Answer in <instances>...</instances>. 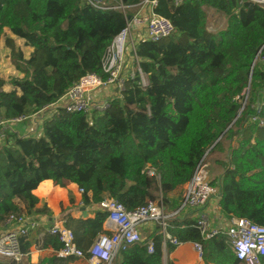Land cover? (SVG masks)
<instances>
[{"label": "trees", "instance_id": "obj_1", "mask_svg": "<svg viewBox=\"0 0 264 264\" xmlns=\"http://www.w3.org/2000/svg\"><path fill=\"white\" fill-rule=\"evenodd\" d=\"M103 1L109 8L90 0H0V43L19 73L0 75V232L12 215L47 211L37 209L34 190L48 179L77 184L94 204L114 198L134 211L161 197L167 212H176L184 186L216 152L224 154L218 161L223 172L212 181L220 215L264 225V8L255 2L158 0L155 13L170 19L175 31L138 44L146 86L128 80L122 97L93 115L60 109L41 122L39 137L27 133L29 125L26 133L11 127L57 102L83 76L102 74L106 49L127 25L120 2L144 0ZM208 8L225 17L224 27L208 29ZM106 218L98 210L92 218L63 220L87 252L104 233ZM167 231L182 244L199 243L206 264H246L225 235L205 240L192 212L172 215ZM149 237L153 253L147 239L121 251L114 264H163L161 227ZM30 246L29 235L22 237V252ZM44 246L59 251L62 242L48 232ZM176 247L169 244L167 252ZM69 260L55 255L0 264Z\"/></svg>", "mask_w": 264, "mask_h": 264}, {"label": "built area", "instance_id": "obj_2", "mask_svg": "<svg viewBox=\"0 0 264 264\" xmlns=\"http://www.w3.org/2000/svg\"><path fill=\"white\" fill-rule=\"evenodd\" d=\"M179 5L185 0H174ZM264 8V0H248ZM90 3L99 8H109L103 0H90ZM158 0H144L137 4V12L127 14L126 10L133 6H126L120 2V7L127 19L126 27L117 34L106 49L101 62L102 74L89 73L83 76L78 83L69 89L57 102L44 108L41 112L30 117L40 115L41 121L51 117L60 109L72 112H103L110 107V103L122 97L128 80L139 79L142 86L148 84L146 73L141 67V58L137 53V46L142 41L158 42L172 35L175 31L172 21L155 13L154 8ZM146 8V9H145ZM144 11L141 13V11ZM131 15V19L128 16ZM264 61V56L262 57ZM103 93L105 99H97ZM106 94V95H105ZM28 118H19L13 122L21 123ZM257 120L256 118L253 119ZM40 121V122H41ZM3 122H0V124ZM39 123V122H38ZM264 125V120H260ZM30 134V126L27 129ZM202 161L192 180L186 185L180 208L168 213L162 198L149 201L146 205L134 211H128L124 205L114 198H105L97 204L99 211L107 213L106 224L109 232L100 234L87 252L80 249L75 242L74 232L65 226L64 220H58L49 228V233L57 235L62 247L57 255L63 258H84L89 254L91 264H114L115 258L136 243H142L141 227L153 222L161 227L164 254L169 244L176 246L178 242L168 231V220L172 215L181 212H192L196 226L205 240L219 235H225L234 254L246 264H263L264 259V225L254 223L247 218L233 217L225 222L215 221L206 210L209 201L218 197L217 189L212 184L207 163ZM84 193L83 189H79ZM9 228L0 232V260H14L22 262L28 253L21 250V238L36 230L40 223L29 216H10ZM147 248L153 253L155 243L148 239ZM202 255L199 243L193 244Z\"/></svg>", "mask_w": 264, "mask_h": 264}, {"label": "crops", "instance_id": "obj_3", "mask_svg": "<svg viewBox=\"0 0 264 264\" xmlns=\"http://www.w3.org/2000/svg\"><path fill=\"white\" fill-rule=\"evenodd\" d=\"M183 188V192L185 191ZM34 194L39 198L40 202L37 209L47 208L46 212H36L31 215L32 218L37 219L40 223L39 227L30 232L29 240L31 243L28 257L24 262L39 263L46 257H53L57 255L51 247L44 246V239L46 233L49 232L52 226L58 220H63L64 216L70 215L74 218H92L95 212L98 211L97 204L90 202L91 194H87V200L84 195L80 193L78 185L70 183L65 187L56 185L51 179L44 180L34 190ZM73 198V201L70 198ZM210 216L215 221L225 222L227 219L223 218L219 213L218 198L213 197L206 208ZM155 223L148 222L141 227L142 237L147 240L149 236L155 231ZM104 232H109V228L104 222ZM118 260L120 258L117 256ZM171 264H206L200 252H198L192 243H184L176 247L170 253ZM168 263V264H169ZM67 264H91L88 257L76 258L71 257Z\"/></svg>", "mask_w": 264, "mask_h": 264}, {"label": "rangeland", "instance_id": "obj_4", "mask_svg": "<svg viewBox=\"0 0 264 264\" xmlns=\"http://www.w3.org/2000/svg\"><path fill=\"white\" fill-rule=\"evenodd\" d=\"M138 6L135 5L134 7H130L126 10L127 14H134L136 13ZM146 9V8H145ZM147 12L144 11V9L141 11V13ZM207 16H208V29L211 31H214L218 28H222L226 25V19L222 14L216 13L213 9L208 8L207 9ZM4 43L3 41L0 43V75L3 76L4 78H8L9 76L13 75H19V73L16 71L12 63L10 62L9 55H8V50L3 47ZM30 49H27L29 51ZM104 92L100 93L102 94L101 97H98L97 99H105L106 96L103 95ZM106 95V94H105ZM40 115L35 116V118L30 117L27 120H24L21 123H17V125H11L12 128H14L15 131H25L26 126H30L31 133L34 136H41L43 133L42 129V121L41 118H39ZM49 118L48 116H46ZM47 118H44L47 119ZM41 121V122H40ZM39 122V123H38ZM26 124V125H25ZM6 125V124H3ZM26 133V131L24 132ZM220 159H224V154L220 152H216L215 154L209 155L206 157L205 162L208 165L211 180L213 181L216 179L222 172L223 168L221 165L218 164V161ZM170 260V253L166 252L163 257V264H168ZM263 264H264V259H262Z\"/></svg>", "mask_w": 264, "mask_h": 264}, {"label": "water", "instance_id": "obj_5", "mask_svg": "<svg viewBox=\"0 0 264 264\" xmlns=\"http://www.w3.org/2000/svg\"><path fill=\"white\" fill-rule=\"evenodd\" d=\"M131 17H132V16H131V15H129V16H128V19L130 20V19H131Z\"/></svg>", "mask_w": 264, "mask_h": 264}]
</instances>
